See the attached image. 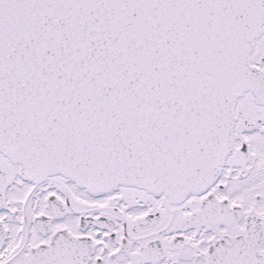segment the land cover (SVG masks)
Here are the masks:
<instances>
[{"label":"snow or ice","instance_id":"1","mask_svg":"<svg viewBox=\"0 0 264 264\" xmlns=\"http://www.w3.org/2000/svg\"><path fill=\"white\" fill-rule=\"evenodd\" d=\"M0 264H264V0H0Z\"/></svg>","mask_w":264,"mask_h":264}]
</instances>
